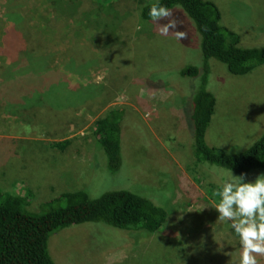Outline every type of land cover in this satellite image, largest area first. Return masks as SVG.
<instances>
[{
    "label": "rangeland",
    "instance_id": "374dc122",
    "mask_svg": "<svg viewBox=\"0 0 264 264\" xmlns=\"http://www.w3.org/2000/svg\"><path fill=\"white\" fill-rule=\"evenodd\" d=\"M144 1L62 0L58 10L52 0H0V89L24 52L63 74L44 107L24 109L31 105L25 98V107H6L12 93H0V192L41 212L64 193L86 190L98 198L125 189L167 212L155 233L99 222L54 232L49 251L56 264H238V238L213 208L222 167H197L188 130L187 102L201 81L180 72L203 67L201 37L197 46L183 17L175 16L177 28L167 35L159 24L142 23ZM213 1L243 47L264 46V0ZM176 31L187 37L176 39ZM66 87L83 88L68 95ZM206 87L217 99L207 144L228 153L249 149L264 134V65L238 76L211 60ZM82 97L85 103L66 109L65 99L75 104ZM114 107L124 111L118 172L109 170L94 137L95 122Z\"/></svg>",
    "mask_w": 264,
    "mask_h": 264
},
{
    "label": "trees",
    "instance_id": "16d2710c",
    "mask_svg": "<svg viewBox=\"0 0 264 264\" xmlns=\"http://www.w3.org/2000/svg\"><path fill=\"white\" fill-rule=\"evenodd\" d=\"M52 2L59 10L62 0ZM152 2L154 0H145L142 3L140 17L142 23L156 26L158 24L153 22L148 14ZM160 2L172 10L173 18L183 17L198 39L197 46L200 44L199 35L201 37L203 67L189 65L180 72L183 77L201 81V87L187 102L191 117L188 130L194 142L193 155L197 167H205L203 163H208L231 169L236 175L244 173L246 176L252 171L264 172V134L249 149L238 153H228L209 146L206 142V133L217 103L215 95L206 89L210 61L216 60L224 64L232 75H247L264 65V46L243 47L241 36L222 23L221 10L213 0ZM77 5L71 9L77 11ZM71 9L67 12L72 13ZM24 54L22 64L10 68L8 81L0 89V93H12V99L4 100L6 107H25L27 104L23 98L31 102V105L24 109L44 107L43 100L48 92L52 98L55 96L52 90L56 91L54 87L62 81L63 74L53 72L48 65V59L45 61L27 52ZM81 88L83 87L68 90L66 87L64 93H77ZM36 95L39 96L35 97ZM65 100L68 102L65 104L66 109L85 103L83 97L75 104L71 99ZM35 101H39L38 105H34ZM185 105L187 107V104ZM123 120L124 111L114 107L100 117L94 126L95 140L105 152L108 168L112 172H118L123 164V139L120 128ZM25 205L22 198L0 192V264H56L49 251L50 236L72 225L99 222L122 230L155 233L164 226L167 218L164 208L138 193L125 189L106 192L98 198H93L86 190L64 193L47 202L41 212L29 211ZM231 260L228 264H231Z\"/></svg>",
    "mask_w": 264,
    "mask_h": 264
},
{
    "label": "clouds",
    "instance_id": "9594fccd",
    "mask_svg": "<svg viewBox=\"0 0 264 264\" xmlns=\"http://www.w3.org/2000/svg\"><path fill=\"white\" fill-rule=\"evenodd\" d=\"M148 14L161 25V35L177 28L172 10L160 0L150 4ZM175 35L178 40L187 37L182 31H176ZM216 177L218 202L213 208L218 213L217 219L228 224L230 233L238 238V264H260L258 258L264 257V173L248 180L244 173L234 175L231 169L219 168Z\"/></svg>",
    "mask_w": 264,
    "mask_h": 264
}]
</instances>
